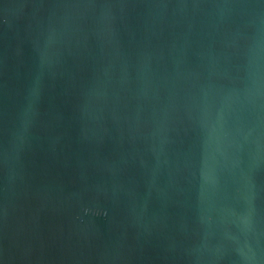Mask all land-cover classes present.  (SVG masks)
Listing matches in <instances>:
<instances>
[{
  "label": "water",
  "instance_id": "1",
  "mask_svg": "<svg viewBox=\"0 0 264 264\" xmlns=\"http://www.w3.org/2000/svg\"><path fill=\"white\" fill-rule=\"evenodd\" d=\"M0 264H264V0H0Z\"/></svg>",
  "mask_w": 264,
  "mask_h": 264
}]
</instances>
